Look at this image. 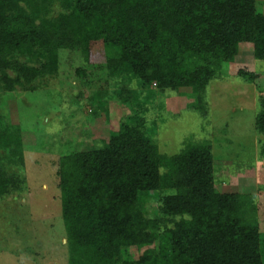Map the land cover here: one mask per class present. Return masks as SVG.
I'll return each instance as SVG.
<instances>
[{
  "label": "trees",
  "instance_id": "1",
  "mask_svg": "<svg viewBox=\"0 0 264 264\" xmlns=\"http://www.w3.org/2000/svg\"><path fill=\"white\" fill-rule=\"evenodd\" d=\"M241 42L264 61L255 0H0V89L40 88L68 50L144 87H190L191 109L206 115V88ZM142 127L123 121L104 145L59 156L68 264H150L149 250L137 260L125 255L162 228L141 211L148 191H165L161 212L177 217L165 228L162 264H264L256 207L247 194L216 191L211 148L194 143L165 155ZM255 130L264 159V91ZM23 165L21 130L0 116V199L22 190L25 178L11 168Z\"/></svg>",
  "mask_w": 264,
  "mask_h": 264
},
{
  "label": "rangeland",
  "instance_id": "2",
  "mask_svg": "<svg viewBox=\"0 0 264 264\" xmlns=\"http://www.w3.org/2000/svg\"><path fill=\"white\" fill-rule=\"evenodd\" d=\"M255 7L264 13V0H255ZM252 54L253 45L241 42L233 60L221 65L206 88V115L191 109L190 87L165 92L144 87L68 50L59 52L57 74L46 77L40 88L0 89V116L20 128L24 145V165L11 169L25 178L22 190H10L0 199V264H68L58 158L104 145L123 121L142 125L165 155L194 143L209 146L216 191L251 197L263 243L264 159L255 116L264 91V61ZM240 71L253 79H243ZM164 194L148 191L143 196L141 211L160 219L162 228L151 244L126 248L128 259L137 260L149 250L154 256L150 264H162L165 228L177 218L161 212Z\"/></svg>",
  "mask_w": 264,
  "mask_h": 264
}]
</instances>
